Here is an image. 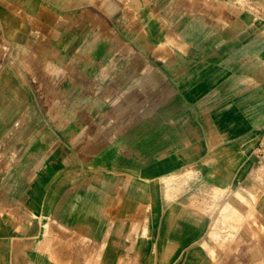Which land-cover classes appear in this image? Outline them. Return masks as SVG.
Here are the masks:
<instances>
[{"label":"crops","instance_id":"0c3cea01","mask_svg":"<svg viewBox=\"0 0 264 264\" xmlns=\"http://www.w3.org/2000/svg\"><path fill=\"white\" fill-rule=\"evenodd\" d=\"M259 145L264 0H0V264H264Z\"/></svg>","mask_w":264,"mask_h":264},{"label":"rangeland","instance_id":"374dc122","mask_svg":"<svg viewBox=\"0 0 264 264\" xmlns=\"http://www.w3.org/2000/svg\"><path fill=\"white\" fill-rule=\"evenodd\" d=\"M231 226V222H223L222 228ZM214 246L209 249V255L215 257H230L231 256V235L220 233L214 234Z\"/></svg>","mask_w":264,"mask_h":264},{"label":"built area","instance_id":"2783aa9c","mask_svg":"<svg viewBox=\"0 0 264 264\" xmlns=\"http://www.w3.org/2000/svg\"><path fill=\"white\" fill-rule=\"evenodd\" d=\"M255 162L259 167L258 183L264 192V146L259 145L254 150Z\"/></svg>","mask_w":264,"mask_h":264},{"label":"bare ground","instance_id":"6f19581e","mask_svg":"<svg viewBox=\"0 0 264 264\" xmlns=\"http://www.w3.org/2000/svg\"><path fill=\"white\" fill-rule=\"evenodd\" d=\"M251 235V234H250Z\"/></svg>","mask_w":264,"mask_h":264}]
</instances>
